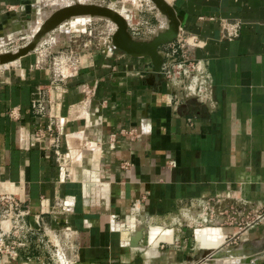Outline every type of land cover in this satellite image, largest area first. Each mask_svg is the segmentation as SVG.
Wrapping results in <instances>:
<instances>
[{
	"label": "crops",
	"instance_id": "obj_1",
	"mask_svg": "<svg viewBox=\"0 0 264 264\" xmlns=\"http://www.w3.org/2000/svg\"><path fill=\"white\" fill-rule=\"evenodd\" d=\"M72 1L0 0V47ZM78 1L115 8L138 39L168 22L150 0ZM166 1L179 30L159 49L165 59L184 39L177 56L202 60L210 100L179 94L149 57L114 47L109 20H67L0 66V194L18 197L70 264H198L218 249L264 264V218L254 222L264 215V0ZM205 202L215 210L196 213ZM150 226L172 236L147 254ZM205 227L215 243L198 242ZM47 260L33 241L10 264Z\"/></svg>",
	"mask_w": 264,
	"mask_h": 264
},
{
	"label": "built area",
	"instance_id": "obj_2",
	"mask_svg": "<svg viewBox=\"0 0 264 264\" xmlns=\"http://www.w3.org/2000/svg\"><path fill=\"white\" fill-rule=\"evenodd\" d=\"M225 28L227 36L237 35L236 27ZM137 33L135 32V34ZM184 44L185 40H180L178 45L172 46L169 52L165 53L160 73L172 90L200 102L209 101L211 95L210 74L201 59L190 58L185 54H182L181 57L177 56L178 47H182ZM71 68L75 69V65H72ZM82 91L86 96L92 94L87 86H84ZM10 114L14 116L13 111H10ZM63 205L65 210H70V202L65 201ZM27 216L28 211L23 209L22 201L18 197L11 194H0V264H10L18 260L20 251L30 248L33 241L46 250L48 260L43 264H70L62 245L50 243L44 239L39 230L30 227ZM263 218L264 215L258 214L255 216L254 222H259ZM64 236L66 239L69 238L68 234H64ZM146 242L148 243V240Z\"/></svg>",
	"mask_w": 264,
	"mask_h": 264
},
{
	"label": "water",
	"instance_id": "obj_3",
	"mask_svg": "<svg viewBox=\"0 0 264 264\" xmlns=\"http://www.w3.org/2000/svg\"><path fill=\"white\" fill-rule=\"evenodd\" d=\"M150 1L168 19L166 27L156 32L150 39L135 38L129 30L127 19L115 8L95 2L74 0L70 3L56 5L46 13L42 17L40 26L26 43L12 50L0 51V66L9 64L33 51L50 31L63 22L79 16H86L104 18L112 22L115 26L111 36L112 45L132 56L149 57L153 71L160 72L164 55L159 48L177 37L179 22L174 9L166 0ZM137 233L142 235L141 231H137ZM235 257H237L235 253L218 249L207 253L198 264L204 262L214 264L216 261H226ZM244 263H248V260H244Z\"/></svg>",
	"mask_w": 264,
	"mask_h": 264
},
{
	"label": "bare ground",
	"instance_id": "obj_4",
	"mask_svg": "<svg viewBox=\"0 0 264 264\" xmlns=\"http://www.w3.org/2000/svg\"><path fill=\"white\" fill-rule=\"evenodd\" d=\"M79 18H89L86 16H79L76 18H73L74 20L79 19ZM137 231H140V228L136 227ZM146 232V240H148L147 247L143 246V250H146V253L149 254V251L153 248H156L157 244L160 241H166L171 238L172 232H167L168 237L164 238L161 236L162 229L154 226H150L145 230ZM166 235V234H165ZM196 237L198 242H202L205 244L209 243H215L219 237V234L217 233L216 230L212 228L205 227L203 229H200L196 232ZM60 245L59 243H57ZM149 246V247H148ZM245 259V258H244ZM202 264H208L207 262H204ZM214 264H245L243 258L241 259L240 257L238 258H233L231 260L227 261H216Z\"/></svg>",
	"mask_w": 264,
	"mask_h": 264
},
{
	"label": "rangeland",
	"instance_id": "obj_5",
	"mask_svg": "<svg viewBox=\"0 0 264 264\" xmlns=\"http://www.w3.org/2000/svg\"><path fill=\"white\" fill-rule=\"evenodd\" d=\"M70 1V0H69ZM103 1V0H102ZM107 1V0H106ZM101 2V1H100ZM107 2H109V1H107ZM114 6L116 7V3H114ZM44 15H41L40 16V20L42 21V17H43ZM74 21H76V20H74ZM35 22V21H34ZM28 23H30V22H28ZM30 25V24H29ZM29 25H27V27H26V30L28 31V33L26 34H23L22 36V38H19V37H17V38H15L14 40H12V41H10L8 44H6L5 46H2V47H0V51L1 50H3V51H5V50H12V49H14V48H16V47H18V46H20V45H22V44H24V43H26L27 41H28V39L32 36V33L30 32V27H28ZM1 44V43H0ZM215 205L216 204H214V203H211V202H209V203H203V204H200V206H198V208L196 209V210H194V211H196V213L198 212V213H205V214H209L210 213V211H212V210H215ZM218 207V206H217ZM194 211L193 210H191V213H194ZM203 216H204V214H203ZM202 216V220H201V222L203 223L201 226H204L206 223H204V222H207V219L205 218V217H203ZM204 221V222H203ZM198 228H199V226H197ZM170 232V231H169Z\"/></svg>",
	"mask_w": 264,
	"mask_h": 264
}]
</instances>
